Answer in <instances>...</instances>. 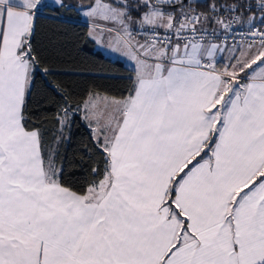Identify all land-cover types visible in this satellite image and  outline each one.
Segmentation results:
<instances>
[{"label": "snow or ice", "instance_id": "6c2138e0", "mask_svg": "<svg viewBox=\"0 0 264 264\" xmlns=\"http://www.w3.org/2000/svg\"><path fill=\"white\" fill-rule=\"evenodd\" d=\"M186 2L89 6L139 67L126 97L83 102L103 167L74 189L26 114L40 0H0V264H264V29L217 67L212 18L168 11Z\"/></svg>", "mask_w": 264, "mask_h": 264}, {"label": "trees", "instance_id": "16d2710c", "mask_svg": "<svg viewBox=\"0 0 264 264\" xmlns=\"http://www.w3.org/2000/svg\"><path fill=\"white\" fill-rule=\"evenodd\" d=\"M249 1L253 0H196L192 4L194 11L220 15L233 5ZM132 6L135 8L136 3L132 2ZM80 10L78 0L74 4L63 0L61 5L46 6L43 13L36 15L32 46L39 71L27 98L26 113L31 123L41 129L45 148L56 153V165L63 168L64 182L74 189L86 186L93 178V167H103L102 154L83 118V102L90 94L126 97L136 81L134 71L122 60L112 59L97 48L89 37L90 25L80 21ZM211 25L213 22L208 23ZM65 101L75 112L68 121L70 126L58 123L63 118Z\"/></svg>", "mask_w": 264, "mask_h": 264}, {"label": "built area", "instance_id": "2783aa9c", "mask_svg": "<svg viewBox=\"0 0 264 264\" xmlns=\"http://www.w3.org/2000/svg\"><path fill=\"white\" fill-rule=\"evenodd\" d=\"M194 14H202L200 11H193ZM218 18L227 22L229 18H233L232 27L225 29L223 25L213 22V25L208 26L206 20H202L198 27L202 28V32L197 35V39L203 44L204 40L210 43H216L223 47L237 48L246 46L248 42L254 38L250 34V29L253 31L264 29V24L261 23L264 19V11H261V0H253L243 4V7L239 12H225L218 15ZM186 36L187 34H180ZM135 39H139L143 42L147 39H152V34L145 32L142 28L138 27V30L133 33ZM159 38L165 39L163 30H161ZM176 35H172V39L175 40ZM258 41V38H255ZM217 67L219 63L217 58L215 59Z\"/></svg>", "mask_w": 264, "mask_h": 264}, {"label": "rangeland", "instance_id": "374dc122", "mask_svg": "<svg viewBox=\"0 0 264 264\" xmlns=\"http://www.w3.org/2000/svg\"><path fill=\"white\" fill-rule=\"evenodd\" d=\"M67 1H69V3H71V4H74L76 2V0H67ZM177 1H179V0H176V2ZM194 1H196V0H188V2L185 3V6L183 9L178 7L175 10L170 9L168 11H175V13H177V14H179L181 11L193 12L195 6H194V4H192V2H194ZM97 2L98 3H113V0H97ZM62 3H63V0H40L39 7L37 8L38 11L36 10L35 15H37L38 13H43L46 6L54 7V6H59ZM93 3H94V1L83 3L82 0H78L79 7L81 9L80 10L81 18L83 20H85L90 25L89 37L96 42L97 48L100 49L106 56H108L112 59H120L128 67L132 68V70L134 72L137 71L136 68L139 67L137 64V61L132 59L131 55L126 54L122 50H118L117 39H118L119 34L117 33L116 29H117V27H119V25L116 24L115 22L111 21V20L103 19L99 13L97 15H89L88 14L90 11L89 6L93 5ZM189 5L191 6L190 8H189ZM213 6H216L215 2H214V4H212V9H213ZM200 12L204 16L211 17L212 22L216 21V19L218 18V15H215L216 13L203 12V11H200ZM206 23H209V22L206 20ZM110 29H111V31H110ZM135 40H137V39H135ZM139 42H141V41H139ZM232 54H233V50H232ZM97 95L101 96V97H105V96L109 97V98L112 97V96H107V95H103V94H97ZM82 110H83V117H84V105H83ZM84 121L86 122L85 124L89 127L88 121L85 119H84Z\"/></svg>", "mask_w": 264, "mask_h": 264}, {"label": "crops", "instance_id": "0c3cea01", "mask_svg": "<svg viewBox=\"0 0 264 264\" xmlns=\"http://www.w3.org/2000/svg\"><path fill=\"white\" fill-rule=\"evenodd\" d=\"M38 11V10H37ZM36 17V15H35ZM81 22H84V23H87L85 20H83L81 18L80 20ZM88 24V23H87ZM207 24V23H206ZM139 40V39H137ZM141 41V40H139ZM142 43H144L143 41H141ZM140 42V43H141ZM211 44H214L216 46H218L219 50L215 53V59L217 58L218 60V63H219V67L220 68H223L224 66L230 64V63H233L234 61L231 59V57L233 55H238V52L236 51L237 48H232V47H223L219 44H216V43H211ZM97 46V44H96ZM232 50H233V54H232ZM130 68V67H129ZM136 68V67H135ZM132 69V68H130ZM137 69V68H136ZM134 75H135V79H136V75H137V71L134 72Z\"/></svg>", "mask_w": 264, "mask_h": 264}, {"label": "flooded vegetation", "instance_id": "af4514ba", "mask_svg": "<svg viewBox=\"0 0 264 264\" xmlns=\"http://www.w3.org/2000/svg\"><path fill=\"white\" fill-rule=\"evenodd\" d=\"M131 4L132 2H135L136 3V0H128ZM181 0L177 1L176 3H179Z\"/></svg>", "mask_w": 264, "mask_h": 264}, {"label": "water", "instance_id": "95a60500", "mask_svg": "<svg viewBox=\"0 0 264 264\" xmlns=\"http://www.w3.org/2000/svg\"><path fill=\"white\" fill-rule=\"evenodd\" d=\"M182 1H180L179 3H177V4H180Z\"/></svg>", "mask_w": 264, "mask_h": 264}]
</instances>
